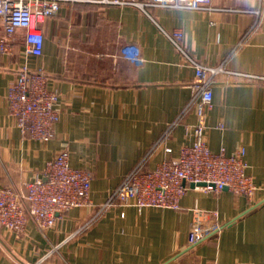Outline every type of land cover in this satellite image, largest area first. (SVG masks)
Listing matches in <instances>:
<instances>
[{
    "label": "crops",
    "instance_id": "crops-1",
    "mask_svg": "<svg viewBox=\"0 0 264 264\" xmlns=\"http://www.w3.org/2000/svg\"><path fill=\"white\" fill-rule=\"evenodd\" d=\"M120 1L64 0L41 25V57L25 55L22 30L13 54L0 57V188H25L63 150L92 175L91 205L59 215L52 229L32 221L24 232L0 229V264H264V85L243 76H264V0H213L210 11ZM130 44L141 49L140 63L121 57ZM183 52L224 69L205 110V141L215 153L243 148L258 193L250 201L190 188L177 210L114 204L100 213L142 160L154 169L190 142L195 71ZM24 63L43 69L60 95L46 142L24 136L9 111ZM198 210L212 234L190 245Z\"/></svg>",
    "mask_w": 264,
    "mask_h": 264
},
{
    "label": "built area",
    "instance_id": "built-area-1",
    "mask_svg": "<svg viewBox=\"0 0 264 264\" xmlns=\"http://www.w3.org/2000/svg\"><path fill=\"white\" fill-rule=\"evenodd\" d=\"M62 1L0 0V57L13 54V37L19 30L25 32V55L41 57L45 44L41 25L59 12ZM83 1L121 3L120 0ZM212 1L148 0L140 5L210 11L214 9ZM175 36L179 38L181 35ZM171 39L177 45L174 38ZM120 53L130 63L142 61L141 49L137 45H125ZM183 53L195 71L194 95L187 108L197 106L198 123L187 128L190 142L181 147L177 158L165 160L154 169L146 170L145 161L142 160L123 178L108 202L99 208L100 213L114 204L138 209L177 210L192 184L195 189L205 192L228 189L236 196L246 197L250 201L258 193L260 187L248 174L243 148L233 154H227L225 149L215 153L205 141V110L212 106V85L224 69L201 64ZM243 76L264 85V76ZM7 100L10 114L24 136L38 142L51 139L54 127L60 120V95L48 86L43 69H32L28 63H24L8 90ZM167 150L172 151L171 148ZM91 184V173L75 168L71 164L69 152L63 150L46 164L42 174H37L27 182L25 188H0V229L24 232L29 221L34 222L40 230L52 229L59 215L91 205ZM203 217V211L195 212L190 245H196L212 234V230L204 226Z\"/></svg>",
    "mask_w": 264,
    "mask_h": 264
},
{
    "label": "water",
    "instance_id": "water-1",
    "mask_svg": "<svg viewBox=\"0 0 264 264\" xmlns=\"http://www.w3.org/2000/svg\"><path fill=\"white\" fill-rule=\"evenodd\" d=\"M200 186H204V185H203V184H200ZM191 188H195V185L192 184V185H191ZM262 203H264V202H262ZM262 203L258 204L257 206L261 205ZM257 206H255V207H257ZM255 207H253V208H255Z\"/></svg>",
    "mask_w": 264,
    "mask_h": 264
}]
</instances>
